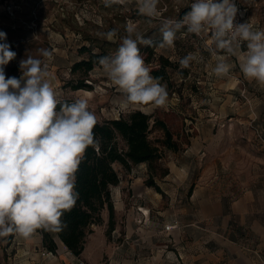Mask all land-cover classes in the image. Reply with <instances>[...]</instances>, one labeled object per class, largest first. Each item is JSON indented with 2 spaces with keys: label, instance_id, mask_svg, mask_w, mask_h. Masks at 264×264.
<instances>
[{
  "label": "rangeland",
  "instance_id": "1",
  "mask_svg": "<svg viewBox=\"0 0 264 264\" xmlns=\"http://www.w3.org/2000/svg\"><path fill=\"white\" fill-rule=\"evenodd\" d=\"M192 2L159 0L160 15L149 18L139 13L137 0L110 7L104 0H0V31L17 53L5 66L6 78H19L20 61L32 56L48 65L61 101L87 95L99 121L126 115L139 108L119 109L123 94L99 64L86 80L91 87L80 89L73 87L72 66L89 52L118 49L129 23L158 44L163 22L181 19ZM236 3L246 19L257 20L264 30V0ZM111 29L117 30L114 41L103 35ZM209 39L210 34L196 36L182 28L174 46H156L146 63L151 69L162 64L160 57L166 59L168 78L162 84L169 93L168 106L146 113L151 123L155 118L167 123L180 148L164 146L163 130L153 128L149 136L161 157L152 170L147 164L126 170L115 163L121 176L112 187L115 225L110 231L106 208L105 219L91 234L101 238L96 264H231L233 243L263 260L264 237L241 224L235 201L237 188L249 175L264 174V86L243 76L235 56L228 58L234 65L230 73L217 77L212 51L218 50ZM40 49L50 50L53 59L42 57ZM189 53L197 59L181 68L180 59ZM150 175L160 189L147 183ZM171 220H177L176 230L167 234L163 225Z\"/></svg>",
  "mask_w": 264,
  "mask_h": 264
},
{
  "label": "clouds",
  "instance_id": "2",
  "mask_svg": "<svg viewBox=\"0 0 264 264\" xmlns=\"http://www.w3.org/2000/svg\"><path fill=\"white\" fill-rule=\"evenodd\" d=\"M126 0H104L106 7ZM138 11L149 18L160 15L159 0H137ZM242 15L236 0H193L181 19L165 20L162 40L155 46H174L176 32L186 27L196 36L210 34L208 44L217 61L213 73L227 76L234 65L228 58L239 59V68L249 81L264 86V30H253L248 22H237ZM126 36L113 55L98 57L97 63L111 83L123 94L119 109L130 107L147 112L168 106L169 93L161 77L151 75L138 45L154 46L126 25ZM114 41L117 30L103 34ZM134 37V38H133ZM246 43V51L242 45ZM40 55L53 59L48 49ZM211 51V49H210ZM223 53V54H219ZM17 56L0 31V239L17 235L34 239L39 230L62 232L67 225L62 217L79 199L77 172L87 149L99 148L94 129L98 123L89 109L88 96L72 103L62 102L49 80L48 65L28 56L20 61L19 78L7 77L5 66ZM197 56L189 53L180 59L188 68Z\"/></svg>",
  "mask_w": 264,
  "mask_h": 264
},
{
  "label": "trees",
  "instance_id": "3",
  "mask_svg": "<svg viewBox=\"0 0 264 264\" xmlns=\"http://www.w3.org/2000/svg\"><path fill=\"white\" fill-rule=\"evenodd\" d=\"M187 12L185 11L183 16ZM153 45L138 46L145 63L151 62L156 43L153 42ZM84 50L91 51L87 47ZM116 50L104 48L100 52H89L88 57L74 63L72 73L76 78V84L73 87L75 89L90 88L91 84L86 80L89 79V72L98 64V57L113 55ZM160 60L162 64L159 67L151 68V73L155 77H161L160 82L162 83L168 78L166 76L167 62L163 57H160ZM97 121L94 132L100 141L99 148L98 150L92 147L87 149L77 172L76 191L79 193V199L75 207L62 217L67 227L57 233L76 255L83 252L86 239L92 231V225L103 221L102 212L106 208L109 210L110 230L114 227L115 207L112 187L119 184L121 180L115 163L122 164L126 170L146 163L152 170L155 162L161 157L159 146L154 144L149 136L153 128L163 130L164 137L160 141L164 146L173 150L180 148L178 140L174 138L172 131L163 119L155 118L151 123V115L140 109H134L118 118ZM147 183L160 189L153 175H150ZM41 231L44 245L49 250H56L57 244L50 232Z\"/></svg>",
  "mask_w": 264,
  "mask_h": 264
},
{
  "label": "crops",
  "instance_id": "4",
  "mask_svg": "<svg viewBox=\"0 0 264 264\" xmlns=\"http://www.w3.org/2000/svg\"><path fill=\"white\" fill-rule=\"evenodd\" d=\"M138 166L146 167V163ZM236 193L238 198L235 205L241 224L250 228L254 235L264 237V174L262 176L260 174L249 175L247 182L243 186L240 185ZM114 207L116 206L114 205ZM145 215L147 214L142 213L143 218ZM102 217L104 220V213H102ZM175 222L177 220H171L166 224H174ZM166 224L163 225L165 233L175 232L176 227L167 231L165 229ZM96 225H92V231L88 235L84 250L80 255L74 254L60 236L54 232H50L57 244L53 256H48L46 252L48 248L44 245L41 230L31 240H24L15 234L2 238L0 239V264H67L76 261L78 258L86 260L88 264H96L98 258L95 257V254L99 252L101 241L100 236H91V234H95ZM231 249L234 253L231 264H264V251L262 252L263 260L261 261V256L258 253H255L256 255L249 253L237 243H233Z\"/></svg>",
  "mask_w": 264,
  "mask_h": 264
},
{
  "label": "built area",
  "instance_id": "5",
  "mask_svg": "<svg viewBox=\"0 0 264 264\" xmlns=\"http://www.w3.org/2000/svg\"><path fill=\"white\" fill-rule=\"evenodd\" d=\"M240 12L242 13V15L238 14L237 16V22L243 23V22H248L253 26V30H261L260 28V22H258L257 20H253V19H246L244 16V13L242 12V9L240 8ZM246 43L242 45V51H246ZM176 225L175 224H166L165 225V229L167 231H170L171 229L175 228ZM46 252L48 254V256H53L54 255V251L52 250H48L46 249ZM67 264H88L86 260L82 259V258H78L76 261H72V262H68Z\"/></svg>",
  "mask_w": 264,
  "mask_h": 264
}]
</instances>
